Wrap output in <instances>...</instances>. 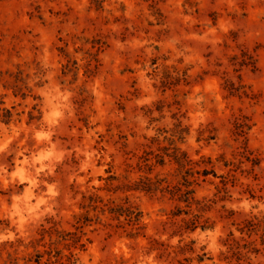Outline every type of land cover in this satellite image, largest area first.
Wrapping results in <instances>:
<instances>
[{
  "label": "rangeland",
  "instance_id": "rangeland-1",
  "mask_svg": "<svg viewBox=\"0 0 264 264\" xmlns=\"http://www.w3.org/2000/svg\"><path fill=\"white\" fill-rule=\"evenodd\" d=\"M263 219L264 0H0V264H264Z\"/></svg>",
  "mask_w": 264,
  "mask_h": 264
},
{
  "label": "trees",
  "instance_id": "trees-1",
  "mask_svg": "<svg viewBox=\"0 0 264 264\" xmlns=\"http://www.w3.org/2000/svg\"><path fill=\"white\" fill-rule=\"evenodd\" d=\"M263 224H264V219H263ZM261 228V222L257 221L255 218H253L250 221H247V225L245 226V230L241 229L240 233L245 234L248 237H250L251 234H256L259 232V229ZM230 237V242H228V248L231 251V257H234L237 262L241 261L242 259H247L246 254L247 253H258L259 250H257L253 242L246 241L243 238L240 239H234L232 238V235ZM264 237V233L260 235V238ZM244 251V253H243Z\"/></svg>",
  "mask_w": 264,
  "mask_h": 264
},
{
  "label": "clouds",
  "instance_id": "clouds-1",
  "mask_svg": "<svg viewBox=\"0 0 264 264\" xmlns=\"http://www.w3.org/2000/svg\"><path fill=\"white\" fill-rule=\"evenodd\" d=\"M55 115H58V113H56ZM43 158V157H42Z\"/></svg>",
  "mask_w": 264,
  "mask_h": 264
}]
</instances>
